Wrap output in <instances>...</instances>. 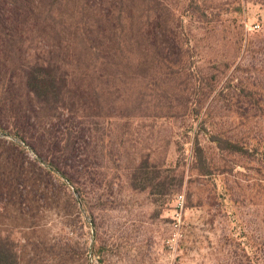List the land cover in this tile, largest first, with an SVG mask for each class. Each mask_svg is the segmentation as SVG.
Returning a JSON list of instances; mask_svg holds the SVG:
<instances>
[{
	"label": "rangeland",
	"instance_id": "1",
	"mask_svg": "<svg viewBox=\"0 0 264 264\" xmlns=\"http://www.w3.org/2000/svg\"><path fill=\"white\" fill-rule=\"evenodd\" d=\"M30 1L21 62L66 72L93 167L64 187L0 143L14 264H264V0Z\"/></svg>",
	"mask_w": 264,
	"mask_h": 264
},
{
	"label": "trees",
	"instance_id": "2",
	"mask_svg": "<svg viewBox=\"0 0 264 264\" xmlns=\"http://www.w3.org/2000/svg\"><path fill=\"white\" fill-rule=\"evenodd\" d=\"M81 1V0H79ZM30 0H0V143L10 142L12 151H20L21 157L32 154L35 165L60 180L64 187L78 186L89 180L93 165L87 151V134L78 119H85L87 109L75 105L68 107V77L62 67L56 64L35 63L25 66L21 62L23 34L28 14H35ZM39 24L42 15L38 7ZM258 42V41H257ZM82 101L86 104L83 96ZM67 113V114H66ZM57 114L70 116L58 124L49 125L38 121L42 115L56 117ZM41 115V116H40ZM64 123L63 129L58 127ZM223 150L243 153L244 148L218 136L213 138ZM23 167V161L20 163ZM98 170V169H96ZM100 177V174L95 176ZM15 188V177L2 181ZM2 189V188H1ZM0 264H14L13 247L0 243Z\"/></svg>",
	"mask_w": 264,
	"mask_h": 264
},
{
	"label": "built area",
	"instance_id": "3",
	"mask_svg": "<svg viewBox=\"0 0 264 264\" xmlns=\"http://www.w3.org/2000/svg\"><path fill=\"white\" fill-rule=\"evenodd\" d=\"M257 28H258V26H257ZM179 199H181V197H179ZM181 202V200H179V203Z\"/></svg>",
	"mask_w": 264,
	"mask_h": 264
}]
</instances>
